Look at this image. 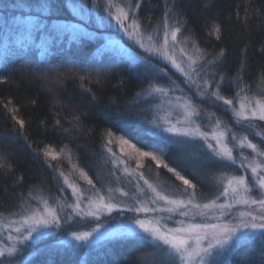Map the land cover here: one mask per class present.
<instances>
[{
    "label": "rangeland",
    "instance_id": "rangeland-1",
    "mask_svg": "<svg viewBox=\"0 0 264 264\" xmlns=\"http://www.w3.org/2000/svg\"><path fill=\"white\" fill-rule=\"evenodd\" d=\"M140 1L134 3L132 0H67L65 11L54 13L48 3L24 6L23 2L17 1L19 3L15 2L12 6L18 11L10 17V22L7 20L8 33L12 28L14 31L18 29L14 34V42L22 45L27 38L28 46L33 45L30 43L32 39H43L40 41L43 45L49 42L47 37L77 39L88 36L95 40L99 54L115 55L117 59L125 60L127 64L137 69L140 66L150 82L143 96H140L144 98L141 104L147 108V112L138 123L150 134L175 146L180 154L179 158L189 164H196L198 173L203 172L205 167L211 173L203 185L194 178L190 179L195 185L194 189L187 188L182 181L169 183L159 178L155 179L151 172H147L142 162L150 157H142L130 145L121 143L123 138L134 145L133 140L124 135L115 136L110 139L111 143L107 142L104 145L106 155L110 158L109 164L104 163V169L98 174H103L105 181L97 177L98 181L92 180V184H89L88 179H91L89 172L77 168L79 166L75 163L64 161L69 174L62 173L65 191L63 197L51 201L38 195L32 203L24 205L20 212L0 215V248L16 246L18 249L11 257L7 255L0 257L2 264H26L37 254H46L49 258L58 252L67 251H74L78 255V264H87V258L93 250L118 238L148 240L156 249V253L151 252L147 255L148 264H172L167 254V246L153 240L135 223L137 220L151 222L153 226L158 225L163 229L188 225L239 227L242 220H250L247 215L249 212L257 217L264 215V210L258 205L237 204L232 199L231 192L222 195L227 180L232 176L246 175L250 183L255 181L250 169L240 167L241 164L247 166L253 160L264 159L257 157V153L252 149L239 145V141L246 136L248 140L258 145V151H264V121L258 118L242 119L235 115L240 104L247 103L245 97L252 101L264 99V88L255 93L239 88L230 83L231 81H225L222 76L215 74L212 69L213 60H207L206 54L196 46V43L184 35L182 22L167 18L156 27H144L137 7ZM120 8L128 13V19L123 23L116 19ZM49 15H53L50 20L53 26L45 32V22ZM12 21L17 25L13 26ZM134 22L139 25L138 30L132 27ZM6 26V22L0 18L2 36L8 34L4 33ZM176 27L180 28L178 41L174 43L169 35L165 46L164 33ZM39 31L41 33L37 35ZM148 37L152 38L151 41ZM1 46L10 47L9 39L3 41ZM149 47L157 48L159 51L149 52L146 50ZM79 53L84 54L83 51ZM168 57L174 59L184 71L174 66ZM189 57L196 61L194 65L191 64ZM83 58L79 54L75 61L82 62ZM122 65H111L110 68L117 70L121 69ZM86 66L96 68L98 65L91 63ZM154 88H163L165 91L156 92L153 91ZM216 92L232 100L233 104L228 105L222 100H217L213 95ZM188 101L196 113L191 118L187 116L184 108ZM221 132L225 133L223 137H220ZM224 145L232 150L235 164L216 155ZM82 172L86 174L87 179L81 175ZM70 184L78 189V192H74L73 187H69ZM153 188L156 191H153ZM193 191L194 203L203 205L215 201L216 207L202 209L199 212L191 207L180 208L176 212L160 210L170 205L159 199L157 192L170 199L187 201ZM250 195L254 199L264 198V192L256 188H253ZM228 203L232 204L231 208L219 207ZM97 204H111L114 207L111 211L107 209L96 211ZM46 208L55 210L57 217L55 223H52V218L48 216L50 227L41 228L38 233H33L29 240L22 239L27 236V225L23 224V220L34 216H46ZM137 208L148 210L136 211ZM184 211L188 212L187 216L181 215ZM91 212L95 214H89ZM17 228H20L19 232L16 231ZM208 231L211 232V229ZM86 232L92 234L87 241H76L72 237V233ZM9 236L12 239H9ZM237 236L251 238L242 240L236 247L229 244L225 245L224 249H215L211 255L205 257L204 264H227L238 248L262 235L260 231L252 234L251 229H242ZM208 242H204L205 247ZM229 248L232 250L227 251Z\"/></svg>",
    "mask_w": 264,
    "mask_h": 264
},
{
    "label": "trees",
    "instance_id": "trees-1",
    "mask_svg": "<svg viewBox=\"0 0 264 264\" xmlns=\"http://www.w3.org/2000/svg\"><path fill=\"white\" fill-rule=\"evenodd\" d=\"M17 1L24 6L48 3L52 13L65 11L67 5V0H0V18L7 24L4 33L18 11L12 6ZM138 13L146 28L167 18L182 22L184 35L213 60L215 74L255 93L264 88V0H141ZM52 17L45 22V32L53 26ZM17 31L0 33V215L20 212L38 195L51 201L63 197L62 173L69 174L64 161L85 169L93 181L104 180L98 174L104 163L109 164L104 145L120 135L141 151L156 152L187 179L205 184L211 173L207 167L198 173L196 164L179 158L175 146L138 123L147 112L140 96L150 82L140 66L99 54L88 36L47 37L43 45V39H32V46L25 38L23 46L14 42ZM8 39L10 47L1 46ZM79 54L82 62L75 61ZM91 63L99 68L86 66ZM120 64L121 69L110 68ZM142 162L155 179L181 183L151 158ZM154 248L148 240L118 238L93 250L87 264H148L147 255L156 253ZM26 264H78V255L37 254ZM227 264H264V237L238 248Z\"/></svg>",
    "mask_w": 264,
    "mask_h": 264
},
{
    "label": "snow or ice",
    "instance_id": "snow-or-ice-1",
    "mask_svg": "<svg viewBox=\"0 0 264 264\" xmlns=\"http://www.w3.org/2000/svg\"><path fill=\"white\" fill-rule=\"evenodd\" d=\"M137 7H139V5H137ZM118 13L119 14L116 16V19L120 20L121 23H123L124 20L128 19V13L122 8L118 9ZM132 27L136 30L139 29V25L135 22L133 23ZM165 27H167V24H165ZM216 31L219 32V29L217 28ZM179 32V27L172 28L169 31H166L164 33L165 46L167 45L169 35L171 36V40L174 43L177 42ZM148 39L149 41H151L152 38L148 37ZM141 46L143 47V44H141ZM146 50L149 52L159 51V49L153 47H149ZM223 54V51H221L220 55L222 56ZM168 58L171 59L173 65L179 68L180 71H184V69L180 65L176 64L174 59L170 57ZM189 60L193 65L196 63V61L191 57H189ZM185 75L187 76L188 74L185 73ZM153 91L164 92L165 90L163 88H154ZM213 95L217 100H222L225 104H233L232 100L220 96L218 92L213 93ZM245 101H247V103L242 102L240 104V108L235 112V115L242 119L258 118L264 121V99H255V101H252L249 100L248 97H245ZM184 108L186 109V114L189 118H191V116L193 115H196L193 109V105L190 101L185 103ZM19 123L21 126H23L24 122L21 120L19 121ZM224 135L225 133H220V137H223ZM257 135H259V133ZM217 141L219 143V137L217 138ZM109 143H111V140H109ZM121 143L130 145V147L135 149L140 156L150 157L153 161L156 162L157 165H162L164 168H167L168 171L174 173L177 179L182 181L183 184L187 186V188H195V185L190 179H187L185 176L181 175V173L178 172L175 168L169 167L168 163L164 162V160H162L156 154V152L141 151L140 149H137L135 145L130 144V141L123 138H121ZM239 145L241 147L252 149L253 152L257 153V157L264 158V151H258V145L252 143V141L248 140L246 136L239 141ZM108 151H111V149H108ZM45 155L51 156L52 159L57 158V155L53 154L52 152H46ZM216 155L221 157V159L223 160L231 161V163L235 164L232 150L228 148L227 145H224L220 151L216 152ZM240 167H247L248 169H250L253 177H255V181L250 183L249 177H247L246 175L232 176L227 180V186L225 187L224 193H222V195H227L229 192H231L232 199L237 204L258 205L261 210H264V198L254 199L250 195L253 188L259 189L264 192V174H262L264 173V159H256L249 163L247 166L241 164ZM81 175H84L85 179H87L86 174L82 172ZM88 183L92 184V180L88 179ZM145 183H147V181H145ZM69 187H73V191L78 192V189H76L73 185L70 184ZM149 187L152 186L149 185ZM187 188L185 189V191H187ZM153 191H156L155 188H153ZM156 195L159 199L165 201L166 204L170 205V207L166 209H160L161 211L176 212L180 208L191 207L192 209L199 212V210L202 209L216 207L215 201H210L208 204L203 205L194 203L192 199V197L195 196L194 191L190 193V198L187 201L170 199L169 197L164 196L159 192H157ZM76 207L78 208V205H76ZM113 207L114 205L111 204H97L95 205V210L101 211L107 209L108 211H111ZM219 207L231 208L232 204H223L219 205ZM141 210L147 211L148 209H136V211ZM153 211H155V209H153ZM45 212L47 214L46 216H34L25 218L23 220V224L27 225V236L22 237V239L29 240L33 237V233H38L41 228L50 227L51 225L47 218L48 216L52 218V223H55L57 219L55 210L46 208ZM89 214L95 213L91 212ZM181 215L187 216L188 212H181ZM241 215L243 216L244 214L242 213ZM247 215L250 217V220H242L239 227H220L217 225H188L186 227L182 226L175 229H163L158 225L153 226L151 222L146 223L145 221L137 220L135 223L139 225V227L144 232L148 233L153 240L167 246V254L171 259L172 264H204L205 257L211 255L215 249H224L225 245L229 244H232L234 247H236L239 246L242 240L250 239V236H237V233L241 232L242 229H251L252 234H254L256 231H260L262 237H264V215H260L259 217H257L251 212L247 213ZM208 229H211V232H209ZM16 231L19 232L20 228H17ZM91 235V233L87 232L79 234L72 233V237L76 241H87L91 237ZM9 239H12V237L9 236ZM205 241H209L206 247L204 246ZM17 250L18 249L16 248V246L0 248V257H5L6 255L11 257L16 253ZM231 250V248L227 249V251ZM0 264H2V261H0Z\"/></svg>",
    "mask_w": 264,
    "mask_h": 264
}]
</instances>
